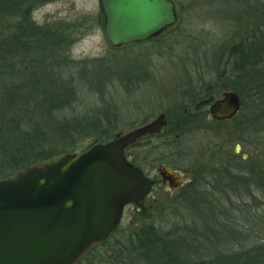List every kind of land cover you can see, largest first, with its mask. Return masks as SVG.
I'll use <instances>...</instances> for the list:
<instances>
[{
	"label": "rangeland",
	"instance_id": "obj_1",
	"mask_svg": "<svg viewBox=\"0 0 264 264\" xmlns=\"http://www.w3.org/2000/svg\"><path fill=\"white\" fill-rule=\"evenodd\" d=\"M174 1L179 14L175 27L156 40L121 48L111 46L104 25L99 24L101 15L104 20L100 0H55L35 8L32 19L36 26L58 32L68 31L63 36L75 39L59 53V57L46 59L41 64L47 73L54 72L61 79L76 76L79 99L58 116L70 120L74 117L80 120L97 118L103 136L111 141L116 134H127L164 114L168 117V124L162 139L147 143L146 140L140 141L129 152L130 159L136 164L147 170H156L162 156L157 147L164 143L165 137L175 136V97L191 90L195 94L191 97L195 99L193 103H199L209 97L220 99L226 92L240 94L238 90H241L248 109L246 113L228 124L212 125L203 131L194 130L180 140H184L182 145L186 146V156L180 167L192 169L194 164H199L201 161L196 164L197 156L201 155L205 146L211 147L212 155L203 159L204 166L209 165L208 173L230 172V175H237L239 167L247 173L255 161L258 166L264 167V104H260V100H264V80L259 84L262 78L259 68L264 65L258 64L259 58H264V45L261 44L264 41H261L263 37L256 28L264 0H259V5L253 7L250 3L254 0ZM241 37L246 41V51L252 49L254 58L251 57V62L258 64V73L249 71L244 74V79L237 81L230 53L233 48L241 46ZM84 68L103 71L95 76L85 74L81 78L79 73ZM24 71L25 68L17 63L13 79H21L20 73ZM91 72L95 74L97 71ZM88 79L94 80L91 82ZM186 105L179 109V116L184 114ZM197 113L200 112L194 115L197 116ZM200 114L205 118L203 121L213 122L210 117L206 118V114ZM244 115L248 117L247 121ZM97 130L93 132L95 136L100 132ZM89 133L91 135V131ZM93 139L86 134L76 138L73 144L68 140L61 141L56 150L81 153L91 146ZM209 181L210 194H214L221 186L212 178ZM252 182L251 193L244 194L243 188L238 187L222 198L228 199L225 200V210L221 205L214 207L210 204V208L193 209L184 204L175 207L172 203L175 198H170L164 190L157 194L162 205L147 213H138L136 206L129 205L120 229L106 246L84 258L82 264H132L131 260H125V249H132L133 239L146 233V230L152 233L148 238L156 243L171 238L175 240V233L177 237L187 238L190 241L187 243L188 253L194 260H203L216 251V244H224L237 236L241 239L240 234L250 230V226L255 232L264 229V223H254L256 217L264 219V183L257 185V181ZM133 217L137 220L134 221ZM143 220H148L149 225H143ZM133 250L140 257L137 260H146L142 264L155 261V247H148L147 253L136 242ZM144 254L145 258L142 257Z\"/></svg>",
	"mask_w": 264,
	"mask_h": 264
},
{
	"label": "water",
	"instance_id": "obj_2",
	"mask_svg": "<svg viewBox=\"0 0 264 264\" xmlns=\"http://www.w3.org/2000/svg\"><path fill=\"white\" fill-rule=\"evenodd\" d=\"M100 4L114 48L157 38L178 22L173 0ZM210 111L215 121L232 120L241 111L240 98L226 92ZM166 127L162 114L107 143L52 157L0 180V264H79L106 242L125 208L142 210L154 185L127 159L126 149Z\"/></svg>",
	"mask_w": 264,
	"mask_h": 264
},
{
	"label": "trees",
	"instance_id": "obj_3",
	"mask_svg": "<svg viewBox=\"0 0 264 264\" xmlns=\"http://www.w3.org/2000/svg\"><path fill=\"white\" fill-rule=\"evenodd\" d=\"M52 1L55 0H0V180L13 176L17 171L27 166L52 157L64 153H76V150H56V145H59L61 141L68 140L73 144L76 138L86 136V134L90 138L94 137L91 146L107 143L110 140L107 136H103L104 133L99 125L100 120L97 118L89 117V119L80 120L74 117L70 120L58 116L63 110L71 108L79 96L76 76L61 79L54 72L47 73L44 65H41L46 59L54 60L59 57L60 52L65 51L70 46L69 44L75 42L74 38L70 37V40L63 36L67 35L68 31L46 30L36 26L33 21L32 12L34 9ZM261 9L259 12L261 16L256 23V28L257 33L264 38V3ZM99 24L104 25L102 15L99 17ZM263 38L261 41H264ZM261 44L264 45V43ZM238 49V47L232 49L230 59L233 60V73L236 74L237 81H240L236 57ZM262 57L258 62L261 64L260 66L264 65ZM65 62L69 64L67 59ZM17 63L23 66L25 71L20 73L21 79L15 80L13 75H16ZM262 68H259L262 70L259 84L264 80V66ZM91 71L97 72L94 74ZM102 71V69L84 68L80 70L79 76L81 78L85 74L95 76ZM88 80L93 82L94 79ZM238 91L242 94L241 90ZM261 103L264 104V100L261 99ZM97 129L100 132L95 136L94 133L98 132ZM89 131H91V135ZM85 150L87 149L84 148L82 152ZM206 177L214 179L221 188L215 190L214 194L211 192L212 196L209 197L210 189L206 183L202 186L199 185L200 187L194 184V188L198 187L197 191L192 197L185 199L188 204L185 205L193 209L210 208L209 204L215 205L214 207L221 205L225 210L227 208L224 206L227 204L225 200L228 199L222 200V198L229 196L228 193L233 189L243 188L244 194H246L252 192V181H257L255 182L257 185L259 182L264 183V167L252 166L249 172L242 174L238 172L237 175H230V172L209 173ZM227 181L228 184L225 185ZM191 187L192 185L187 188ZM202 187L203 191H201ZM229 202L231 203V201ZM173 204L175 205V203ZM254 223L261 225L264 223V219L256 217ZM145 232L133 239L132 249L124 248L126 261L131 260L132 264H142L141 262L146 261L136 259H140L133 250L134 243L137 242L139 248L141 245L147 253L148 247H155V261L153 263L147 261L146 264H264V229L255 232V229L250 226V230L240 234L243 238L240 239L237 236L227 240L224 244H216V251H212L209 254L211 256H206L200 261L194 260L193 256L188 253L187 243L190 241H187V238L177 237L178 234L175 233V240L171 238L166 240L167 242L161 240L156 243L148 238V235H152V233L149 230ZM102 247L94 250L90 256ZM145 256L146 254L142 257L145 258Z\"/></svg>",
	"mask_w": 264,
	"mask_h": 264
},
{
	"label": "flooded vegetation",
	"instance_id": "obj_4",
	"mask_svg": "<svg viewBox=\"0 0 264 264\" xmlns=\"http://www.w3.org/2000/svg\"><path fill=\"white\" fill-rule=\"evenodd\" d=\"M254 1H255V3H254ZM254 1H252L250 3L251 7L259 5V0H254ZM173 2L175 3L174 0H173ZM175 5H176V10H177V16L179 18L177 4L175 3ZM167 31H169V30H167ZM165 33H163L161 36H163ZM242 35L244 36L243 32L241 33V36ZM161 36H159L157 38L150 39L149 41L156 40V39L160 38ZM241 39H242L241 40L242 42L240 43L241 46H238L239 49H238L236 57H237V63H238L237 69L239 71L238 75H239V77H241V79L242 78L244 79V74L249 73V71H251L252 74H254L255 71L258 70L257 69L258 64L251 62V59L254 58L253 52H251L252 49H248V51H246V48H245L246 41H243V37H241ZM149 41H146V42H149ZM146 42H143V43H146ZM192 93L193 92L191 90L190 91L187 90L186 92H184V94H182V96L175 97V127H174L175 128V136H174V138L165 137L164 143L157 147L158 153L161 152L160 155H162V156L160 158V164L157 166L156 170H147L146 167H143L141 165L136 164L133 161V159H130L131 155L129 154V152L131 150H133L135 148V146H137V144L140 143V141L146 140V143H147V142H152L153 140L162 139V135L164 134L163 131L165 129L158 135H150V136H147V137L141 139L135 145L129 147L125 151V154H126L127 158L129 159V161L132 164H134L135 166H137L139 169H141L143 174L147 178L151 179L154 182V185H153L149 195L144 200V203H143L144 208L139 211V209H137V207H135L136 212H138V213H142V214L147 213L148 210L153 209V208H158L159 206H161L163 202L160 200V198H158L157 194L159 192H161L162 190H164V193L166 195H168L170 198L171 197L173 199L175 198L174 201H172V203H175V205L174 204L173 205L176 207V206H179L182 204L188 205L186 203L185 199L192 197L193 194L196 193L198 187L202 186L205 183L209 187V185H211V184L209 182V179L206 177L209 174L207 171V167L209 165L204 166L203 159H205L206 157L212 156L211 150H209V149H211V147L205 146L201 149V155L197 156L198 159L196 162V164H197L201 161L199 164H197V165L194 164V166H192V169H190V168L183 169L180 167V165H183L182 163L184 160V156H186V154H185L186 152L184 150V148L186 146L182 145V142L184 140L181 142H180V140L184 139L188 134L194 133V130L195 131H197V130L203 131L204 129H210L212 125L228 124L233 119H235L236 117L242 115L243 113H246L245 111L248 110L246 108L247 105L244 104L245 100L243 101V99H242L243 92H242V94L237 93V95L239 96L240 101H241L240 113L235 118H233L232 120H229V121H215L211 115L210 110H211L212 105L217 100H219V98L213 99L212 97H209L208 99H206L204 101H200L199 103H193V102H195L194 101L195 99L191 98V97H195L194 96L195 94H192ZM185 103H187V105L185 106L184 114L181 117V116H179L178 111H179V109L184 107ZM205 109H207L206 113L204 112ZM252 110H253V112H255L254 108H252ZM189 111H191V112L189 113ZM195 112H200V113L206 114V118L210 117L212 119L211 121H213V122H210V121L206 122L207 119L203 121V119H205L203 114L197 113L198 115L195 116L194 115ZM176 116H177V118H176ZM247 119H248V117L245 116L246 121H247ZM167 124H168V117H167ZM205 124H207V125L205 126ZM205 132H207V130ZM170 145H171V147H169ZM152 148L154 149L155 146H153ZM202 161H203V163H202ZM202 166H204V167H202ZM252 166L256 167V166H258V163L255 161V164H253ZM238 171L242 174L243 168L239 167ZM173 173H175V176L173 175ZM177 175L181 176V179L178 178L179 176H177ZM194 184H195V186H198V187L194 188L193 187ZM190 185H192V187L187 188ZM133 220L135 221L137 219L135 217H133ZM142 224L147 226V225H149V221L143 220ZM121 225H122V222L119 225V227L117 228V230L120 229ZM140 225L141 224H139V227H140ZM116 231L112 234V236L116 233ZM112 236L106 242H104L99 247H97L95 250H98V248L106 245L110 241ZM87 257L85 259H87ZM85 259H83L82 262Z\"/></svg>",
	"mask_w": 264,
	"mask_h": 264
}]
</instances>
